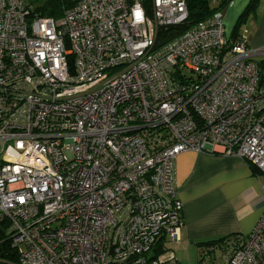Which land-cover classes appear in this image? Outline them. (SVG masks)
<instances>
[{
    "label": "built area",
    "instance_id": "obj_1",
    "mask_svg": "<svg viewBox=\"0 0 264 264\" xmlns=\"http://www.w3.org/2000/svg\"><path fill=\"white\" fill-rule=\"evenodd\" d=\"M187 16L185 0H76L59 18L0 0V221L16 253L0 264H179L148 256L180 239L176 156L264 174V48L230 41L220 10L156 47ZM218 249L219 264H264V213L202 264Z\"/></svg>",
    "mask_w": 264,
    "mask_h": 264
},
{
    "label": "crops",
    "instance_id": "obj_2",
    "mask_svg": "<svg viewBox=\"0 0 264 264\" xmlns=\"http://www.w3.org/2000/svg\"><path fill=\"white\" fill-rule=\"evenodd\" d=\"M249 1L231 0L220 9L230 41L235 23ZM237 34L249 48H264V0H258ZM175 185L182 205L176 245L195 246L225 236H247L264 213V174L234 155L181 152L175 159Z\"/></svg>",
    "mask_w": 264,
    "mask_h": 264
},
{
    "label": "trees",
    "instance_id": "obj_3",
    "mask_svg": "<svg viewBox=\"0 0 264 264\" xmlns=\"http://www.w3.org/2000/svg\"><path fill=\"white\" fill-rule=\"evenodd\" d=\"M76 0H29L33 4V12L42 16H51L53 18H59L66 8H69L75 3ZM188 10V16L186 20L177 25L162 26L157 29L156 35V47H160L168 41L176 38L177 36L184 33L186 30L191 28L198 22L207 19L215 11H218L225 6L231 0H185ZM258 4V0H250L245 9L239 15L235 26L233 28V34L231 41H234L239 37L237 34L238 28L244 19L253 12ZM258 69V86H264V58H260L256 61ZM253 170L256 172L257 169L253 166ZM8 222L6 220L0 221V252L4 255V258L9 261H16V253L10 247L9 234L7 233ZM228 237L218 238L216 240L207 241L198 245H204L210 247L221 243ZM166 239L164 236H160L155 243L152 245L148 256L151 259L157 258L161 253L164 252Z\"/></svg>",
    "mask_w": 264,
    "mask_h": 264
},
{
    "label": "rangeland",
    "instance_id": "obj_4",
    "mask_svg": "<svg viewBox=\"0 0 264 264\" xmlns=\"http://www.w3.org/2000/svg\"><path fill=\"white\" fill-rule=\"evenodd\" d=\"M188 74V71H184ZM165 247L174 251L175 257L179 264H202V253L206 250L207 246L204 245H195L190 246L186 244L176 245L173 242L166 240ZM14 251V250H13ZM2 253V252H0ZM222 250L218 249L214 255H212L215 261L214 264H219L218 262L222 261Z\"/></svg>",
    "mask_w": 264,
    "mask_h": 264
},
{
    "label": "water",
    "instance_id": "obj_5",
    "mask_svg": "<svg viewBox=\"0 0 264 264\" xmlns=\"http://www.w3.org/2000/svg\"><path fill=\"white\" fill-rule=\"evenodd\" d=\"M176 75V74H175ZM0 256H3V254L2 253H0Z\"/></svg>",
    "mask_w": 264,
    "mask_h": 264
}]
</instances>
